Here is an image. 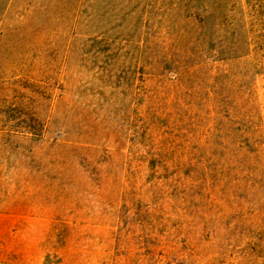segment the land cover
<instances>
[{"label": "rangeland", "instance_id": "374dc122", "mask_svg": "<svg viewBox=\"0 0 264 264\" xmlns=\"http://www.w3.org/2000/svg\"><path fill=\"white\" fill-rule=\"evenodd\" d=\"M26 18L25 47L0 42V99L17 51H41L45 65L58 56L55 16ZM80 53L54 74L51 98L29 106L47 114L40 137L0 114V264H264V169L247 188L237 171L216 192L190 187L170 162L184 149L172 79L146 82L128 55L111 82ZM255 119L264 137V106ZM154 144L163 156L146 165Z\"/></svg>", "mask_w": 264, "mask_h": 264}, {"label": "trees", "instance_id": "16d2710c", "mask_svg": "<svg viewBox=\"0 0 264 264\" xmlns=\"http://www.w3.org/2000/svg\"><path fill=\"white\" fill-rule=\"evenodd\" d=\"M29 14L55 16L58 56L45 65L41 51L25 48L3 69L2 89L11 92L0 99V114L15 119L12 132L42 135L47 114L29 106L51 98L54 74L74 49L111 82L129 55L136 72L146 69L145 80L172 79L184 149L170 162L189 186L216 192L229 171L240 173L243 187L253 185L249 175L264 169L255 119L264 106V0H0V42L25 47ZM120 30L124 38L113 35ZM45 68L53 74L46 77ZM160 146L143 151L146 165L163 156Z\"/></svg>", "mask_w": 264, "mask_h": 264}]
</instances>
